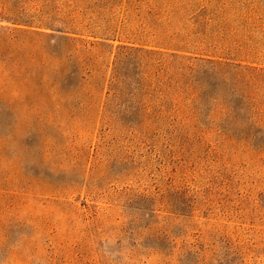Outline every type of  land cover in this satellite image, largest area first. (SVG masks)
Masks as SVG:
<instances>
[{
    "label": "rangeland",
    "instance_id": "374dc122",
    "mask_svg": "<svg viewBox=\"0 0 264 264\" xmlns=\"http://www.w3.org/2000/svg\"><path fill=\"white\" fill-rule=\"evenodd\" d=\"M9 30L54 56L64 36L105 46L72 109H0V264H264V0H0ZM120 45L163 54L123 69L148 108L110 101ZM200 60L242 67L198 75L219 103L177 99Z\"/></svg>",
    "mask_w": 264,
    "mask_h": 264
},
{
    "label": "trees",
    "instance_id": "16d2710c",
    "mask_svg": "<svg viewBox=\"0 0 264 264\" xmlns=\"http://www.w3.org/2000/svg\"><path fill=\"white\" fill-rule=\"evenodd\" d=\"M34 36L43 37L45 35L21 30H9L6 34L0 35V76H4V79H0V109H22L25 112L39 114L72 109L73 102L77 101L79 93L74 89L77 83L88 84L92 81L95 83L97 79L101 78L102 71L98 62L102 53L99 48L105 45L64 36L61 39L65 42V46L60 49L58 56H54L52 53H48V49L33 42L31 39ZM56 47H59V44ZM116 50L107 92L111 102L117 101L125 95L129 79L123 69L135 55L163 56L158 51L130 46L120 45L116 47ZM67 52L69 55H66ZM72 58H74V65L64 71L65 63L68 64L69 59ZM200 62L204 63L203 66L181 64L180 67L184 71L183 76L186 78L181 84L176 82L177 99L200 104L202 102L219 103L220 97L212 94L210 85H202L198 75L212 73L215 77L224 78L229 71L240 75L239 71L242 67L210 60H200ZM163 65L164 63L160 64V66ZM127 93L131 97L137 93L143 94L139 103L145 108L150 106L143 90L136 89L135 92L128 90ZM84 97L88 98L87 94ZM232 100L234 98L228 99V104L224 109L221 107L219 111L221 117L227 116L230 119H235L239 116V108L234 105ZM219 105L221 106V104ZM155 113L161 114V111ZM145 116L147 117L146 112L142 114V117ZM126 117L129 118L127 123H134V115ZM220 132L222 136L229 139L234 136H238L237 138L240 140H251L252 138L251 133H246L249 131H241L238 135L230 130H221Z\"/></svg>",
    "mask_w": 264,
    "mask_h": 264
}]
</instances>
